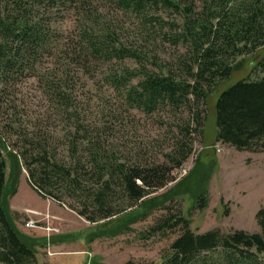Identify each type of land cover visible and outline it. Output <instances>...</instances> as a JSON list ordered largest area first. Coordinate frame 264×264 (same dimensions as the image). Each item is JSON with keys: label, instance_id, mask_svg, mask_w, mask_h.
<instances>
[{"label": "trees", "instance_id": "trees-1", "mask_svg": "<svg viewBox=\"0 0 264 264\" xmlns=\"http://www.w3.org/2000/svg\"><path fill=\"white\" fill-rule=\"evenodd\" d=\"M67 16L74 25L62 31L57 24ZM166 44L183 49L174 62L161 57ZM263 47L264 0H0V264H47L39 249L45 243L23 234L4 207L8 158L14 166L18 160L39 195L69 203L92 223L134 208L144 217L179 194L206 209L211 171L201 161L174 194L152 195L173 183L192 156V137L204 124L198 103L206 105L212 90L233 75L239 57ZM259 67L264 72V61ZM25 78L42 88L52 123L49 110L48 118L26 120L14 105L5 108ZM90 82L100 98L112 91L120 100L113 122L123 120L124 108L179 117L181 137L163 161L123 151L106 136V125L88 122L76 90L90 92ZM216 111L218 142L264 152V77L238 81L221 94ZM52 127L63 135L55 137ZM11 182L14 196L18 186ZM256 220V233H194L182 213L163 218L153 232L181 227L182 233L161 264H264V207Z\"/></svg>", "mask_w": 264, "mask_h": 264}, {"label": "rangeland", "instance_id": "rangeland-1", "mask_svg": "<svg viewBox=\"0 0 264 264\" xmlns=\"http://www.w3.org/2000/svg\"><path fill=\"white\" fill-rule=\"evenodd\" d=\"M120 19L124 26L130 27L131 21L127 16L121 15ZM60 20L57 28L62 31L74 25V20L68 16ZM162 52L163 61L174 62L183 49L177 50L166 44ZM262 61H264V47L250 55L239 57L237 60L239 66L233 75L212 90L207 97L206 105L198 103L204 124L192 137L193 154L186 162L190 169L184 177L152 195V197L159 195L162 197L168 193L174 194L175 186L189 175L198 161H201L205 165L203 168L211 171L207 188L209 204L206 209L199 210L192 197L179 194L167 200L165 208L159 206L147 216L143 217L142 212L134 208L126 216L114 218L110 222L92 223L80 216L69 203L59 202L62 209L57 204L53 207H58L55 214L60 217H53L52 227L57 231L58 228L62 229L63 233L67 234L65 241L69 242L65 243L67 249L64 251H72L74 248L81 251L67 255H54L55 253L50 249L45 250V246L39 247L45 254L47 263L161 264L165 251L180 236L182 229L176 227L155 233L152 228L163 218L176 217L181 213L191 220V229L194 233H204L214 229H220L224 233L234 230L260 232L256 214L264 207V152L239 151L218 142L216 104L221 94L238 81L264 77V72L259 67ZM126 63L130 67H135L129 60H126ZM90 86V92L89 87L80 89L79 86L76 90L78 100L83 101L81 107L87 109L88 122L98 127L106 125V136L115 146L122 147L123 151L132 154L140 151L146 157H155L163 161V155L169 152L175 141L181 137L177 129V126L181 124L179 117L176 120L166 114L149 117L140 111L124 108L121 112L123 120L113 122L110 115L117 112L120 100H117L112 91H108L105 97L100 98L97 96L96 86L91 82ZM12 105L25 115L26 120H34L37 117L48 118L45 113L50 109V103L36 79L25 78L19 81L11 94L6 97L5 108L8 109ZM53 113L54 111H50L52 118L49 123L53 122ZM184 117L188 115L185 114ZM51 131L55 137L63 135L62 132L55 131L54 127ZM13 159L15 166L14 161L8 158V182L3 204L5 209L19 220L20 231L23 234L39 238L33 233L39 230V226L42 228L43 225L48 226V220L45 217L49 213L45 215L40 210H49L50 206L46 199L50 198L39 195L30 186L26 171L23 174L20 173L18 160ZM11 178L15 179V188L18 186V193L14 196L11 191L13 185ZM27 208L37 209L40 214L38 213L32 220L28 217L29 214H25ZM29 221L35 222L38 227L27 229L26 223ZM39 239L47 243L46 240Z\"/></svg>", "mask_w": 264, "mask_h": 264}, {"label": "crops", "instance_id": "crops-1", "mask_svg": "<svg viewBox=\"0 0 264 264\" xmlns=\"http://www.w3.org/2000/svg\"><path fill=\"white\" fill-rule=\"evenodd\" d=\"M26 178L28 180V177H26ZM28 183H29V181H28ZM17 193H18V191H17ZM46 201H48V205L50 206L49 210H47V209H46V211L40 210V212L42 214L45 213V215L47 213H49V215L47 214V216L45 217V219L48 220L47 221L48 226L43 225V228L41 226H39L40 227L39 230L35 231V233H33V235L46 240L45 242H47V243L45 244V250L50 249L51 252L55 253L54 255H56V254L57 255H59V254L67 255L70 253L80 252L81 250H78V248H76V250L74 248V249H72V251H69V250L64 251L67 249V246L65 243L69 242V241H65V239H67V237L65 235H67V234L63 233L62 229L58 228V231H57L55 228L53 229V227H52L53 222H54L53 217H55V216L60 217L59 215L55 214V213H57L56 209L58 207L54 208L53 205L57 204V205H59V208L62 209V207H60L61 204L59 202L53 200V199H46ZM11 211H12V209H11ZM40 212L37 209L27 208L25 214H27V215L29 214L28 217L30 219L34 220V216H36L38 213L40 214ZM15 220H16V223H17L19 229H21L20 228L21 226L19 225V222H18L19 220L17 218H15ZM47 228H50V229L47 230ZM51 256H53V255H51ZM51 256H49V257L51 258ZM47 264H49V262Z\"/></svg>", "mask_w": 264, "mask_h": 264}, {"label": "built area", "instance_id": "built-area-1", "mask_svg": "<svg viewBox=\"0 0 264 264\" xmlns=\"http://www.w3.org/2000/svg\"><path fill=\"white\" fill-rule=\"evenodd\" d=\"M189 169L190 168L187 166V164L184 163L179 169L176 170V172H175L176 180L175 181H177L178 179H181L182 177H184L188 173ZM36 227H38V226L33 221H29V222L26 223V228H28V229L29 228L33 229V228H36Z\"/></svg>", "mask_w": 264, "mask_h": 264}]
</instances>
